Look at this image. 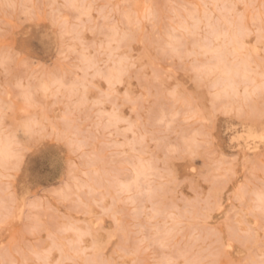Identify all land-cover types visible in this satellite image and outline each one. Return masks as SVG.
Segmentation results:
<instances>
[{
	"label": "rangeland",
	"instance_id": "obj_1",
	"mask_svg": "<svg viewBox=\"0 0 264 264\" xmlns=\"http://www.w3.org/2000/svg\"><path fill=\"white\" fill-rule=\"evenodd\" d=\"M0 264H264V0H0Z\"/></svg>",
	"mask_w": 264,
	"mask_h": 264
},
{
	"label": "bare ground",
	"instance_id": "obj_2",
	"mask_svg": "<svg viewBox=\"0 0 264 264\" xmlns=\"http://www.w3.org/2000/svg\"><path fill=\"white\" fill-rule=\"evenodd\" d=\"M195 31V30H194ZM226 59V58H225ZM221 61V60H220ZM123 62V61H122ZM116 69V68H115ZM111 83V82H110ZM2 149V148H1ZM4 151H5V149H4ZM1 159H2V157H1ZM260 200V199H259Z\"/></svg>",
	"mask_w": 264,
	"mask_h": 264
}]
</instances>
